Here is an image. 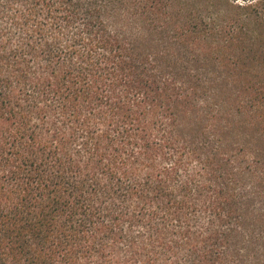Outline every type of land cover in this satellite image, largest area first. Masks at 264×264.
Returning a JSON list of instances; mask_svg holds the SVG:
<instances>
[{
  "label": "trees",
  "instance_id": "1",
  "mask_svg": "<svg viewBox=\"0 0 264 264\" xmlns=\"http://www.w3.org/2000/svg\"><path fill=\"white\" fill-rule=\"evenodd\" d=\"M0 264H264V0H0Z\"/></svg>",
  "mask_w": 264,
  "mask_h": 264
}]
</instances>
